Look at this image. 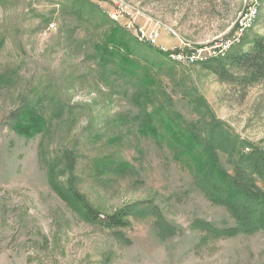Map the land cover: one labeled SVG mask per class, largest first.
I'll use <instances>...</instances> for the list:
<instances>
[{"label":"rangeland","instance_id":"1","mask_svg":"<svg viewBox=\"0 0 264 264\" xmlns=\"http://www.w3.org/2000/svg\"><path fill=\"white\" fill-rule=\"evenodd\" d=\"M118 1L162 46L95 0H0V264H264V231L219 238L195 224L237 225L165 130L214 116L234 151L218 153L228 175L239 155L264 156V80L244 87L201 66L242 37H264V0L241 37L252 0ZM99 12L134 38L140 68L131 74L121 73L119 53L104 61L95 53L110 27ZM170 50L202 56L190 65ZM26 104L46 119L32 137L14 129ZM148 118L155 136L141 132ZM70 183L101 219L131 210L129 226L89 221Z\"/></svg>","mask_w":264,"mask_h":264},{"label":"trees","instance_id":"2","mask_svg":"<svg viewBox=\"0 0 264 264\" xmlns=\"http://www.w3.org/2000/svg\"><path fill=\"white\" fill-rule=\"evenodd\" d=\"M99 19L101 24L110 26L103 42L94 46L99 59L104 61L107 57L119 53L120 71L124 75L131 74L136 67L140 68L139 63L131 58L130 52L132 56L135 53L134 38L126 30L110 22L107 15L99 12ZM201 63L204 70L224 82L237 83L244 87L256 84L264 80V37L253 36L247 39L242 37L222 54ZM142 81L147 86L152 84L150 77ZM14 118V129L26 137L36 136L46 128V119L30 104L18 109ZM209 119L210 121L202 119L196 123L188 122L191 126L185 123L184 128L179 127L181 125L179 120H171L172 123L167 122L165 126L171 146L180 148L181 157L187 155L188 161L184 162L192 166L197 173L198 185L212 202L224 205L230 211L237 225L219 230L205 222L197 221L195 224L208 235L219 238H231L239 234L252 235L264 231V188L258 187L256 182L260 180L264 186V156L239 155L233 174L228 175L219 162L218 153L222 151L233 156L234 151L225 143V133L221 130L223 123L212 115ZM149 120L150 118L145 120L141 132L152 133L155 136L158 130L149 124ZM181 122L183 123L182 119ZM181 157L180 160L183 161ZM69 158L74 165L75 161ZM68 191L92 223L109 229L129 226L127 220L133 215L131 210L119 211L101 219V214L87 202L72 183L68 186Z\"/></svg>","mask_w":264,"mask_h":264},{"label":"built area","instance_id":"3","mask_svg":"<svg viewBox=\"0 0 264 264\" xmlns=\"http://www.w3.org/2000/svg\"><path fill=\"white\" fill-rule=\"evenodd\" d=\"M95 2L103 3L110 9V14L113 17H116L120 22L124 23V27H128V32L130 33L132 30H136L133 23H130L127 20V14H128V8L126 5H124L123 2L118 0H95ZM257 17V8H256V0L251 1V7L247 8L246 15H244V19L242 22H240V27L238 28L239 35L238 37H241L243 35L244 31L248 29V24H251L254 19ZM56 26L54 24L50 25V30H55ZM137 31V37L149 39L151 43L162 46L159 44V38L160 35L158 32H153L152 34H146L144 31L136 30ZM237 40V38H235ZM172 54L175 55H181L183 57H188L190 61V65L193 64V58L202 56V53L198 55H193L192 57H189L185 55L184 53L178 52V51H172Z\"/></svg>","mask_w":264,"mask_h":264},{"label":"bare ground","instance_id":"4","mask_svg":"<svg viewBox=\"0 0 264 264\" xmlns=\"http://www.w3.org/2000/svg\"><path fill=\"white\" fill-rule=\"evenodd\" d=\"M122 2V1H121ZM112 20H114V22H117V21H119L116 17H113L111 14H110V16H109ZM255 20V19H254ZM251 26V24H248V28ZM140 38V37H139ZM147 42H148V40H147ZM147 42H145V43H147ZM153 44V43H152ZM156 45V44H155ZM153 46H154V44H153ZM152 47V46H151ZM161 50H163V52H165V54H167V51H166V49H161ZM169 53V52H168ZM170 54V53H169ZM169 56V58L170 59H174V58H181V59H184V57L183 56H181V55H168ZM215 56H217V55H215ZM214 56V57H215ZM206 59H204V60H202V62L203 61H205ZM185 61V60H184Z\"/></svg>","mask_w":264,"mask_h":264}]
</instances>
